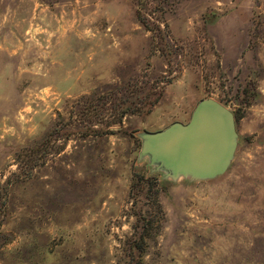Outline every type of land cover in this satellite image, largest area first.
<instances>
[{
	"label": "rangeland",
	"instance_id": "1",
	"mask_svg": "<svg viewBox=\"0 0 264 264\" xmlns=\"http://www.w3.org/2000/svg\"><path fill=\"white\" fill-rule=\"evenodd\" d=\"M206 98L225 170L153 158ZM0 264H264V0H0Z\"/></svg>",
	"mask_w": 264,
	"mask_h": 264
},
{
	"label": "water",
	"instance_id": "2",
	"mask_svg": "<svg viewBox=\"0 0 264 264\" xmlns=\"http://www.w3.org/2000/svg\"><path fill=\"white\" fill-rule=\"evenodd\" d=\"M146 138L145 147L153 158L177 171L213 176L225 170L234 151V115L221 102L202 99L188 123H173Z\"/></svg>",
	"mask_w": 264,
	"mask_h": 264
},
{
	"label": "trees",
	"instance_id": "3",
	"mask_svg": "<svg viewBox=\"0 0 264 264\" xmlns=\"http://www.w3.org/2000/svg\"><path fill=\"white\" fill-rule=\"evenodd\" d=\"M139 177H142V176H139ZM144 181L145 182H148L149 184L147 185V189L148 188H152L153 189V200H154V203L158 209V211H160L162 213V208L160 206V203H158L156 201V193H157V180L153 177L151 178H144ZM161 226H158L156 228V231H158V229H160ZM150 237L149 236V227H148V223L144 224L141 228H140V231H139V235H138V239L139 241L135 244H133L136 249H139V250H142L145 246L144 244V239Z\"/></svg>",
	"mask_w": 264,
	"mask_h": 264
}]
</instances>
